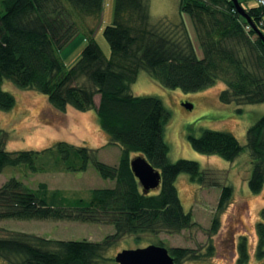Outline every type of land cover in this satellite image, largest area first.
<instances>
[{"label": "trees", "instance_id": "16d2710c", "mask_svg": "<svg viewBox=\"0 0 264 264\" xmlns=\"http://www.w3.org/2000/svg\"><path fill=\"white\" fill-rule=\"evenodd\" d=\"M101 8L102 0H0V110L15 103L2 89L6 80L19 89L44 94L58 113H65L68 106L80 112L94 109L108 144L121 149L115 165L99 161L95 149L66 141L40 150L7 151V134L0 130V173L19 167L30 173L83 172L91 164L102 178L114 181L112 187L90 189L82 198L49 189L44 182L32 189L15 177L6 180L0 185V220H68L113 227V233L97 242L24 232L0 236V259L7 264H105L114 261L105 252L125 236L175 234L194 226L180 203L174 185L177 176L185 173L202 187L219 182L213 171L201 170L193 160H169L165 128L171 115L158 97L131 93L140 71L161 87L185 94L221 81L223 103H264V43L259 35L264 37V4L258 0L254 7H242L248 18L237 12L232 0H178L179 13H186L192 22L201 57L182 20L151 24L147 0L114 1L112 23L102 30L110 51L107 57L93 37ZM78 35L85 44L76 62L66 67L58 52ZM187 139L193 150L227 161L247 150L248 188L258 193L263 187L264 113L247 128L244 144L229 132L210 129ZM136 155L160 173L159 186L147 193L130 168ZM231 197L232 188L222 185L216 210L221 211ZM260 218L258 259L264 257V208ZM217 226L215 216L212 233ZM167 250L174 264L199 258L190 248ZM247 260L242 239L237 264Z\"/></svg>", "mask_w": 264, "mask_h": 264}, {"label": "rangeland", "instance_id": "374dc122", "mask_svg": "<svg viewBox=\"0 0 264 264\" xmlns=\"http://www.w3.org/2000/svg\"><path fill=\"white\" fill-rule=\"evenodd\" d=\"M114 1L102 0L100 19L93 28L94 40L107 57L110 51L102 30L112 23ZM237 1L244 8L257 5V0ZM147 2L151 24H176L182 20L197 56L201 57L202 52L192 22L186 13H179L178 0ZM86 29L89 28H84L85 31ZM84 44L83 36L78 35L58 52L66 67L76 62ZM223 88L224 83L218 81L201 91L185 94L178 89L161 87L143 70L138 73L136 81L130 87L131 93L137 96L158 97L170 112L171 117L165 128L169 160H193L201 170L213 171L219 183L217 186L202 187L192 182L187 174H179L174 185L183 210L190 212L194 226L175 234L160 232L155 235L141 234L138 237L125 236L105 252L106 257L114 258L123 249L161 243L165 248H190L199 257L198 260H184L179 264H237L238 244L243 239L248 252L245 264L264 262V257L258 259L256 256V223L261 221L260 210L264 208V185L258 193H252L248 188L247 181L251 169L249 152L244 150L233 161H227L215 154L207 155L193 150L187 139L188 135L199 136L202 130L210 129L229 132L240 143H245V132L264 113V103L239 106L225 104L219 99V92ZM2 89L15 99L11 109L0 110V130L7 134V151L40 150L57 141H66L95 149L97 159L103 163H118L121 149L118 145L108 144V137L100 129L94 109L80 112L68 106L65 113H58L49 106L46 96L42 93L32 89H19L6 80ZM97 100L98 96L95 97V101ZM188 105H191V108H188ZM10 177L17 178L32 189L36 188L39 182H44L49 189H60L82 198L89 196L90 189L114 185V181L102 178L91 164L83 172L30 173L20 167L5 169L0 173V185ZM222 185L232 188V197L218 212L216 206ZM215 216L218 226L212 233L210 226ZM14 232L51 239L97 242L105 235L113 233V227L68 220H0V236H11ZM209 247L211 253L206 255ZM0 264L7 263L0 259ZM105 264L118 263L107 261Z\"/></svg>", "mask_w": 264, "mask_h": 264}, {"label": "water", "instance_id": "95a60500", "mask_svg": "<svg viewBox=\"0 0 264 264\" xmlns=\"http://www.w3.org/2000/svg\"><path fill=\"white\" fill-rule=\"evenodd\" d=\"M232 2L237 12L248 18L238 1L232 0ZM259 35L264 43V37L260 32ZM188 108H191V105H188ZM130 168L145 193L159 186L160 173L143 156H134L130 160ZM114 261L118 264H174L167 248L153 244L140 248L123 249L115 255Z\"/></svg>", "mask_w": 264, "mask_h": 264}, {"label": "built area", "instance_id": "2783aa9c", "mask_svg": "<svg viewBox=\"0 0 264 264\" xmlns=\"http://www.w3.org/2000/svg\"><path fill=\"white\" fill-rule=\"evenodd\" d=\"M260 4H264V0H258Z\"/></svg>", "mask_w": 264, "mask_h": 264}]
</instances>
